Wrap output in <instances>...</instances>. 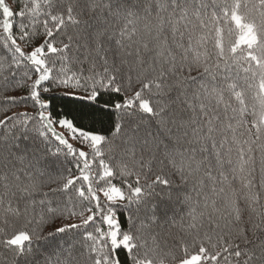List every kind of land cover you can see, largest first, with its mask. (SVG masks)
I'll use <instances>...</instances> for the list:
<instances>
[{
  "label": "snow or ice",
  "instance_id": "6c2138e0",
  "mask_svg": "<svg viewBox=\"0 0 264 264\" xmlns=\"http://www.w3.org/2000/svg\"><path fill=\"white\" fill-rule=\"evenodd\" d=\"M163 13L172 45L162 36ZM191 18L202 34L185 39L177 26L183 21L187 29ZM0 30L10 56L0 63V247L11 264H264V211L254 207L253 191L264 187V0L243 2V10L242 0H18L16 8L0 0ZM33 37L41 42L25 51ZM247 89L255 90L251 108ZM53 93L81 102L78 115L54 114ZM29 100L34 114L11 111ZM96 113L108 117L107 131L95 128ZM221 113L228 121L222 134ZM246 114L254 117L255 139ZM37 137L72 168H57L54 177ZM233 148L243 192L225 170ZM167 173L195 192L182 200L168 195L187 206L179 256L165 243L167 212L157 216L153 207L151 223L139 219L146 188L172 187ZM242 203L259 220L251 227ZM156 224L162 231L152 230ZM40 240L59 251L41 252L34 247Z\"/></svg>",
  "mask_w": 264,
  "mask_h": 264
},
{
  "label": "trees",
  "instance_id": "16d2710c",
  "mask_svg": "<svg viewBox=\"0 0 264 264\" xmlns=\"http://www.w3.org/2000/svg\"><path fill=\"white\" fill-rule=\"evenodd\" d=\"M6 2L9 4L10 7H13V8H16L17 4H18V0H6ZM20 2L22 3L23 0H20ZM81 2L83 3L84 0H81ZM150 2L153 4V6H155V3L157 2V0H150ZM228 2L230 3L231 0H228ZM243 2L248 3V5L250 7L259 4V0H242V10H243ZM162 15L165 17V25H164V31L162 33V36L167 38L169 45H172L173 36H172L171 27L167 22L168 13H163ZM86 18H88V17H86ZM150 19L152 21H155V16L151 17ZM185 23L186 22L182 21L177 26L181 32H185V39H187L189 34L194 39L202 34V30L199 28V23L194 18L190 19V22L188 24L187 29L185 28ZM0 32H2V30H0ZM40 42H41L40 37H33L32 41L29 45L25 46L22 44V47H24L25 51H29L32 44H36V43H40ZM209 48H211V45H209ZM173 51L175 52V54L179 55V50H176L174 48ZM146 59H147V57H146ZM9 62H10V56L8 55L6 50L3 48L2 41H0V63L7 65ZM3 71L4 72H10L11 69H8L7 67H5L3 69ZM17 71L19 74L16 77V79H19L22 76V72H19V70H17ZM193 75H197V73H193ZM241 75H243L242 70H241ZM254 92H255L254 89H247V91H246V103L248 104L249 108H251V106L254 103H257V101H255L253 98ZM8 94L12 95L13 93H8ZM15 94L23 96L26 93L23 90H21ZM47 95H48V99L50 100V103L52 105V110H53L54 114H61V115L68 114L70 117L74 116V115H78V112L80 111L79 105L81 102L73 101V100H70V98H68V97L60 96V95H57L54 93L53 94H47ZM5 110H6L5 106L3 105L2 102H0V116L3 115ZM11 111L15 112V113L27 112L31 115V114L35 113L36 109L32 106V102L29 100V101H27L26 104H24L20 107L11 108ZM177 113H178V116L181 114H183V115L187 114L186 112L181 113L179 108H177ZM230 114L231 113H229V115ZM244 119L246 121V128L251 129L252 139H255L256 130L252 124L254 117L250 114H246ZM94 121H95L94 126L99 131H107L108 128L110 127L108 117L105 116L103 113H96L94 116ZM84 123L90 127L92 126V121L86 120V121H84ZM227 123H228V121L225 118V115L223 113H221V119L219 122L221 134L223 133V130L226 127ZM238 131L243 133V136L241 138L247 139L248 133L244 130V128H241ZM33 136L36 137L35 132L33 133ZM220 138H221V135L218 134L217 139L219 140ZM29 143H31V141H29ZM260 143H261L260 141H257L255 144H252V149H253L252 155H253V158L255 160V167L257 169V171L255 173L257 185L259 182V168H260V158H261V151L259 148ZM34 146L38 147L40 154L45 157V159L42 163L44 166L48 167L53 172L54 177L57 175V168H59V170L61 172L63 171V169L65 167L72 168V164L69 163L67 160H65L64 157H62V156L60 157V161H62V163L58 164L56 158L49 156L47 153V150L45 148V145L40 143V139L38 137L35 139ZM245 147H247V146H245ZM70 159L71 158L69 157V160ZM231 159L233 161V164L231 166H229V165L225 166V170L228 172L229 176L231 177V176L235 175V177H236V179L231 181V187L233 189L239 191V192L246 191V189H243V186L240 183V175L241 174L238 171H236L235 173L232 172V168H238L237 155H236L235 148H233ZM93 167H95V165ZM0 170H2V169H0ZM75 171L76 170L73 169V172H75ZM166 178L170 179L173 182L171 188H167L162 184H157V185L153 186L152 188H146L145 189L146 195H145L143 205L141 206V209L139 211V219L145 220V221H148L149 223H151V221L149 220V218L152 216V212L150 211V209H152L153 207H155L157 216H161V215H163L164 212H167V214L171 218V220L166 225H163V229H166L163 231L165 243L170 248L174 249L176 251L177 255L179 256L181 253H180V249H179L178 245L182 239L188 238L187 233L182 228V225L187 224V216H186L187 206L184 205L181 202V200H182L183 195H190L193 198H195V192L193 191V184L192 183L184 185V184H182V182L180 181V179L177 176H175L171 173H167ZM113 182L116 183L117 185L120 184L119 179H116ZM148 183L151 184V179H149ZM204 184H205L204 192L208 193L210 195L211 194V182L207 179V177H204ZM53 186H55V185H53ZM45 190H47V189H45ZM253 191L259 195V203L255 204L254 207L258 211H264V187L257 186L255 189H253ZM170 192H171L173 197H175L177 193H181V200H169L168 195ZM213 198L217 200L218 206L223 207V198L222 197H213ZM200 199L202 200L203 197H200ZM242 208L244 210V221H245L246 226L251 227L252 223H254V222L258 223L259 222L256 213L253 212L251 208H249L247 203H242ZM126 215H127V213H124V212L121 213L120 218L122 221L124 220V217ZM89 228L91 229V225L89 226ZM152 230L160 232V231H162V227L159 224H156V225H153ZM205 230H207V229H205ZM258 235H260L262 238H264V230L258 231ZM249 238L250 239L252 238L251 233H249ZM61 243H63V242H61ZM34 247L39 248L40 251L44 252V253H54V252L59 251V249L57 248L56 245L50 244L49 241H47V240L36 241L34 244ZM65 247H67V245H65ZM82 251H83V249H79L78 252H76L75 254L79 255V253ZM65 256H66V253L61 254L60 258L62 261H63ZM81 259H83V257H81ZM0 264H11L10 255L2 247H0Z\"/></svg>",
  "mask_w": 264,
  "mask_h": 264
},
{
  "label": "rangeland",
  "instance_id": "374dc122",
  "mask_svg": "<svg viewBox=\"0 0 264 264\" xmlns=\"http://www.w3.org/2000/svg\"><path fill=\"white\" fill-rule=\"evenodd\" d=\"M72 143H73L75 146L79 147V145H78L75 141H72Z\"/></svg>",
  "mask_w": 264,
  "mask_h": 264
}]
</instances>
